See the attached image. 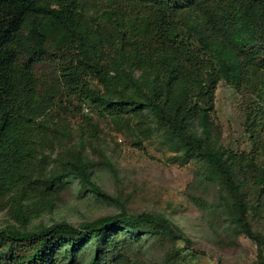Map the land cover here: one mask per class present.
Listing matches in <instances>:
<instances>
[{"label": "trees", "instance_id": "trees-1", "mask_svg": "<svg viewBox=\"0 0 264 264\" xmlns=\"http://www.w3.org/2000/svg\"><path fill=\"white\" fill-rule=\"evenodd\" d=\"M39 63L57 66L52 85L39 80ZM222 82L251 99L248 163L216 143ZM60 88L81 103L79 144L98 137L92 113L145 140L166 138L201 178L223 185L229 217L260 242L243 191L253 181L264 196V0H0V213L12 210L19 224L0 228V264H133L124 252L145 233L184 239L165 214L28 229L21 197L68 176L117 202L93 181L81 149L66 173L36 174L44 140L71 128L51 115Z\"/></svg>", "mask_w": 264, "mask_h": 264}, {"label": "rangeland", "instance_id": "rangeland-1", "mask_svg": "<svg viewBox=\"0 0 264 264\" xmlns=\"http://www.w3.org/2000/svg\"><path fill=\"white\" fill-rule=\"evenodd\" d=\"M35 69L41 82L54 83L55 64L39 63ZM249 99L222 82L213 116L217 146L238 155L243 163H248L252 150L247 128ZM79 108L78 99L65 89L58 90L51 115L66 119L71 128L65 133L55 131L44 140L36 174L66 173V165L81 149L91 165L93 181L117 202L98 197L75 176H68L61 186L21 197L31 219L29 230L58 222L79 225L122 212L165 214L184 239L145 233L124 252L133 264H166L169 256L174 257L173 264H259L264 260V196L258 194L253 181L243 193L249 223L260 242L241 233L229 217L225 209L229 193L223 185L201 178L197 163L181 157L177 146L166 138L153 135L145 140L114 120L92 113L89 116L98 127V137L79 144ZM102 155L114 171L105 165ZM12 224L19 225L12 210L0 213L1 229Z\"/></svg>", "mask_w": 264, "mask_h": 264}, {"label": "built area", "instance_id": "built-area-1", "mask_svg": "<svg viewBox=\"0 0 264 264\" xmlns=\"http://www.w3.org/2000/svg\"><path fill=\"white\" fill-rule=\"evenodd\" d=\"M85 111H86V112H89V110H88L87 108H85Z\"/></svg>", "mask_w": 264, "mask_h": 264}]
</instances>
